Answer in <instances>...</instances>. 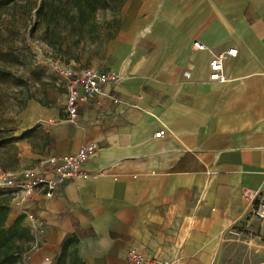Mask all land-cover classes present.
<instances>
[{
  "label": "crops",
  "instance_id": "crops-1",
  "mask_svg": "<svg viewBox=\"0 0 264 264\" xmlns=\"http://www.w3.org/2000/svg\"><path fill=\"white\" fill-rule=\"evenodd\" d=\"M229 49L226 80H212L211 56ZM105 58L96 67L120 83L81 103L76 124L32 102L19 115L21 141L36 126L48 136L36 162L98 146L82 180L50 198L42 186L13 194L6 225L26 228L30 213L45 226L27 264H56L65 240L85 264H126L130 248L174 264H264V223L241 197L264 196V0H127Z\"/></svg>",
  "mask_w": 264,
  "mask_h": 264
},
{
  "label": "trees",
  "instance_id": "trees-1",
  "mask_svg": "<svg viewBox=\"0 0 264 264\" xmlns=\"http://www.w3.org/2000/svg\"><path fill=\"white\" fill-rule=\"evenodd\" d=\"M14 0H0V18ZM127 0H40L34 9L33 29L42 31V41L54 58L65 64L74 62L79 67H89L94 59V46L101 40L104 44L111 41L120 26V13ZM11 75L9 70L0 69V80ZM19 79V78H17ZM0 83V170L4 173L15 172L18 166V151L13 137L12 122L5 119L2 100L6 97ZM35 101L41 107L53 108L55 99L43 92L38 98L28 92L23 102ZM36 126L24 132L22 139L31 148L37 146L42 152L48 146L47 134ZM21 140V138L19 139ZM13 192L0 190V264H16L28 250L31 240L29 232L22 226V217L10 226L6 225L9 205ZM72 240L61 244L56 264H85L74 251L69 252Z\"/></svg>",
  "mask_w": 264,
  "mask_h": 264
},
{
  "label": "built area",
  "instance_id": "built-area-1",
  "mask_svg": "<svg viewBox=\"0 0 264 264\" xmlns=\"http://www.w3.org/2000/svg\"><path fill=\"white\" fill-rule=\"evenodd\" d=\"M192 47L198 51H206L207 48L200 42L194 41ZM236 50L229 49L219 54H213L208 62V69L212 80L224 82L223 63L226 57H235ZM53 71L60 77L65 88L64 114L68 123L76 124L79 119L78 106L94 96L103 92L107 84H118L120 79L114 72L99 71L90 68H69L64 65L53 67ZM165 135L160 130L153 135L154 139H160ZM98 146L91 142L84 144L74 155L50 156L39 159L33 168L23 170L19 180L12 182L8 178L11 173H4L0 170V187L3 189L19 190L25 198H29L33 192L44 187L45 196L50 198L54 190L65 183L82 180L87 174L83 171V164L96 155ZM242 200L247 207L248 218L264 223V196L255 190L244 189ZM26 221V229L31 240L28 250L22 255L16 264H27L29 254L41 250L44 246L42 233L44 222L37 216L30 213H23ZM243 232L233 229L232 235L236 236ZM50 264L48 258L44 259ZM126 264H174L173 261H165L157 258H146L135 248H130L125 257Z\"/></svg>",
  "mask_w": 264,
  "mask_h": 264
},
{
  "label": "rangeland",
  "instance_id": "rangeland-1",
  "mask_svg": "<svg viewBox=\"0 0 264 264\" xmlns=\"http://www.w3.org/2000/svg\"><path fill=\"white\" fill-rule=\"evenodd\" d=\"M39 3L40 0H14L0 18V69L11 72V75L0 80L6 94L2 100L5 109L4 117L12 122L13 137L17 139L14 144L20 159L21 153L26 151V157L8 178L12 182L19 180L23 170L36 165V157L32 155L39 151L37 146L28 148L27 141L19 140L23 128L21 120L18 119L19 115L28 103L32 102L37 110L41 107L33 100L24 103L23 99L26 94L30 92L38 98L43 92H46L49 97L55 99L52 109L62 114L65 105V88L60 77L53 71V67L64 65L69 68L92 69L91 65L79 67L74 62L65 64L62 60L53 57L42 41V31L33 29L35 24L34 9ZM106 46L104 40L94 46L95 56L92 62L95 67L93 69L99 70L97 67L105 65ZM0 190L14 194L19 191L16 189L7 190L2 187ZM251 256H255V254L251 253ZM252 263L254 261L251 259Z\"/></svg>",
  "mask_w": 264,
  "mask_h": 264
}]
</instances>
